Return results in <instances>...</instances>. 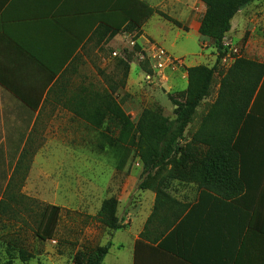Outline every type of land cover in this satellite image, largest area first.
<instances>
[{
  "label": "crops",
  "instance_id": "0c3cea01",
  "mask_svg": "<svg viewBox=\"0 0 264 264\" xmlns=\"http://www.w3.org/2000/svg\"><path fill=\"white\" fill-rule=\"evenodd\" d=\"M141 1L156 10L168 8V3L172 9L186 7L190 15L197 16L196 8L181 6L182 1ZM263 1L252 3L233 18L220 61L233 64L245 58L264 64V16L246 14ZM196 2L202 15L190 30L199 34L207 6ZM111 5L112 0H0V201L14 176L34 168L40 139H51L53 126H65L59 116L74 109L92 110L90 99L100 90H109L107 83L100 89L85 82L80 65L90 59L92 45L111 47L128 41L124 32L101 40L99 24L91 29L98 16H107L99 10ZM155 16L160 17L156 13L143 32ZM206 40L213 45L212 39ZM221 79L217 73L211 95L203 100L194 120L202 105V119L208 115L218 98ZM252 107L254 115L247 125L235 127L237 135L244 127L246 155L255 158L260 157L256 143L264 139V74ZM224 121L218 124L220 132L229 128ZM189 144L192 149L185 157L178 154L175 162L162 169L138 170L132 185L122 184L117 190L126 227L114 233L103 264L109 260L116 264H264V172L227 168L226 153H218L210 163L208 146L194 139L182 141L184 146ZM260 144L264 146L263 141ZM146 181V188H140Z\"/></svg>",
  "mask_w": 264,
  "mask_h": 264
},
{
  "label": "rangeland",
  "instance_id": "374dc122",
  "mask_svg": "<svg viewBox=\"0 0 264 264\" xmlns=\"http://www.w3.org/2000/svg\"><path fill=\"white\" fill-rule=\"evenodd\" d=\"M172 1H182L181 6L191 4L198 9H194L197 16L190 15L186 7L176 5L172 9L169 3L168 8L158 7V12L167 13L182 28L155 16L146 25L145 34L142 29L124 32L129 35L127 42L118 41L111 47L92 45L90 59L80 65L85 82L90 81L100 89L107 83L109 93L112 87L115 89L113 96L133 122L146 109L175 119L170 96L185 100L187 68L217 65L219 71H226L232 65L230 61L218 62L219 53L213 39V45L205 43L206 39L190 30L202 15L196 0ZM262 6L246 14L264 16ZM157 49L165 50L170 59H164L162 66ZM126 64L129 65L127 77ZM73 90L79 91V88L74 86ZM215 95L216 92L214 98ZM204 111L202 105L200 116L187 126L183 140L193 139ZM59 118L65 120L61 122L65 126H53L51 139L43 142L40 139L34 168L29 167L26 175L20 171L18 177L14 176L0 201V264H89L95 252L112 239L111 231L96 218L102 202L117 198L115 193L122 184L132 185L138 170L143 169L140 158L128 143L112 145L107 141L108 130L114 131L113 137H119L120 133L110 119L101 129H95L69 112ZM48 205L59 207L61 214L54 238L42 241L36 231ZM119 209V222L125 226ZM107 264L116 263L109 260Z\"/></svg>",
  "mask_w": 264,
  "mask_h": 264
},
{
  "label": "trees",
  "instance_id": "16d2710c",
  "mask_svg": "<svg viewBox=\"0 0 264 264\" xmlns=\"http://www.w3.org/2000/svg\"><path fill=\"white\" fill-rule=\"evenodd\" d=\"M207 6L198 32L204 39H213L219 53L218 62L221 60L224 50V39L231 30L233 18L252 3L258 0H200ZM107 12V16H98L92 23L93 30L99 24L97 34L101 40L112 39L122 32L140 31L145 24L158 13L165 20L182 28V24L169 17L141 0H112V5L106 9H100L99 13ZM185 31L189 28L183 27ZM100 44V43H99ZM188 84L185 100H178L173 96L170 99L175 106V119L159 115L151 110H144L136 122L131 120L120 103L115 99L111 91L99 93L97 97L90 99L94 106L92 110L74 109L72 113L87 121L95 129H101L107 119L112 121L120 131L119 137H113L114 131H107V141L112 145L128 143L134 148L144 168V173L156 169H162L170 164L178 154L188 152L191 145H182L184 132L187 126L194 121L197 110L204 99L211 95L215 75L219 73L222 77L218 98L213 104L208 115L201 121L199 130L193 135V139L202 142L209 147L210 163H214L218 153H226L224 161L227 168H257L264 172V146L256 143V151L260 157H247V142L242 139L245 134L244 127L237 135L236 124L247 125L248 119L254 115L252 107L255 92L262 81L264 64H259L245 58H238L226 71H219L217 65L209 67L206 65L189 67ZM129 65L126 64L125 77L128 76ZM225 74V75H224ZM55 76L56 73H53ZM251 75L253 80L251 81ZM113 92V93H112ZM87 102V100H85ZM225 119H220L219 117ZM221 117V118H222ZM224 121L229 125L227 131L220 132L218 124ZM246 124V125H245ZM176 125L177 129H176ZM263 148V149H262ZM192 149V147L190 148ZM176 159L173 161L175 162ZM147 181L140 185L146 188ZM119 201L116 197L106 198L98 211L97 221L114 233L124 229L123 222L118 217ZM61 209L57 206L48 205L38 225L36 236L42 241L54 238L60 219ZM113 243L108 241L105 246L95 252L89 264H103Z\"/></svg>",
  "mask_w": 264,
  "mask_h": 264
},
{
  "label": "built area",
  "instance_id": "2783aa9c",
  "mask_svg": "<svg viewBox=\"0 0 264 264\" xmlns=\"http://www.w3.org/2000/svg\"><path fill=\"white\" fill-rule=\"evenodd\" d=\"M157 57H158L159 60H161V64H160L161 66H162V61L164 59L170 61V59L167 56V52L165 50H163V49H157Z\"/></svg>",
  "mask_w": 264,
  "mask_h": 264
}]
</instances>
